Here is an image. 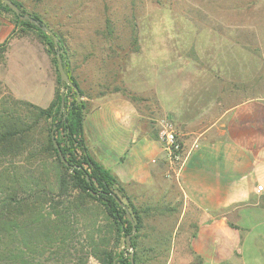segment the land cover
<instances>
[{
	"label": "crops",
	"instance_id": "obj_1",
	"mask_svg": "<svg viewBox=\"0 0 264 264\" xmlns=\"http://www.w3.org/2000/svg\"><path fill=\"white\" fill-rule=\"evenodd\" d=\"M73 17L67 14L66 20ZM5 40L0 95L47 107L58 85L45 46L0 12V44ZM68 46L67 68L88 101L83 137L89 154L124 184L150 190L167 182L164 152L149 116L120 90L102 91L97 80L83 88L73 73L75 66H100L87 58L93 57L90 53L73 58ZM120 55L126 87L139 96L152 90L162 117L172 123L183 145L185 160L176 181L184 199L182 213L191 208L190 222L196 224L190 239L195 261L190 264L257 257L258 245L264 246V98L232 99L207 70L189 61L150 64L127 47Z\"/></svg>",
	"mask_w": 264,
	"mask_h": 264
},
{
	"label": "rangeland",
	"instance_id": "obj_2",
	"mask_svg": "<svg viewBox=\"0 0 264 264\" xmlns=\"http://www.w3.org/2000/svg\"><path fill=\"white\" fill-rule=\"evenodd\" d=\"M16 1L62 34L65 44L70 43L68 47L73 58L80 59L85 52L93 55L87 58H95V66L99 68L78 65L73 70L83 88L93 87L97 80L105 92L116 87L128 89L120 69V48L123 46L124 50L127 47L135 57L140 55V60L144 57V62L150 64L189 61L207 70L220 83L219 89L224 94L229 93L232 99H248L257 94L264 98V0ZM0 12L14 21L10 12ZM67 14L74 17L66 20ZM106 17L112 19L115 26L116 38L109 41L110 45L102 34ZM17 26L19 30L32 31ZM136 45L138 50L134 51ZM52 67L54 69V65ZM154 96L149 90L141 96L146 100L136 104L149 116L150 126L158 132L164 118ZM164 178L167 182L160 181L150 190L132 183L125 186L130 200L123 197V203L131 202L147 212L137 238L138 264H190L195 261L190 247L191 235L196 231V224L190 222L194 213L191 208L182 213L184 199L177 181L165 175ZM181 215L182 223L179 224ZM72 247L77 249L78 245L74 243ZM257 248V257L245 255L244 261L228 264H264V246ZM73 253L71 251V255ZM48 256L46 253L40 259ZM88 262L98 264L92 257Z\"/></svg>",
	"mask_w": 264,
	"mask_h": 264
},
{
	"label": "trees",
	"instance_id": "obj_3",
	"mask_svg": "<svg viewBox=\"0 0 264 264\" xmlns=\"http://www.w3.org/2000/svg\"><path fill=\"white\" fill-rule=\"evenodd\" d=\"M11 1L21 13H29L18 1ZM0 11L10 12L16 25L35 33L51 58L58 85L47 107L10 95L0 98V264H89L90 257L98 264H131L125 250V236L132 228L126 211L135 225L131 244L138 264L137 238L147 212L131 202L125 204L126 210L118 204L117 198L130 200L125 189L130 183H122L88 152L83 137L88 101L67 68L63 37L29 13L55 33L56 47L49 35L20 20L1 0ZM114 29L112 19L106 17L102 34L107 43L116 38ZM7 43L0 44V58ZM57 48L65 72L81 93L79 101L75 91L60 80ZM133 48L138 50L137 45ZM120 49L124 51L123 46ZM121 91L133 103L143 100L129 89ZM52 133L69 166L61 161ZM74 243L77 249H71ZM46 253L49 256L40 259Z\"/></svg>",
	"mask_w": 264,
	"mask_h": 264
},
{
	"label": "water",
	"instance_id": "obj_4",
	"mask_svg": "<svg viewBox=\"0 0 264 264\" xmlns=\"http://www.w3.org/2000/svg\"><path fill=\"white\" fill-rule=\"evenodd\" d=\"M1 2H3L5 5H7L11 11L20 19V20H27L31 23H33L34 25H36L38 28H40L43 32H45L47 35H49L52 38L53 44L57 47L59 45V39L58 37L55 35V33L50 30L49 28H47L43 23H41L38 19H35L32 15H30L29 13H21V10L19 7H17L11 0H1ZM56 59H57V63H56V67H57V71L60 77V80L62 81V83L66 84L67 86L71 87L75 93H76V101H79L81 99V93L78 89V87L76 85H74L71 80L69 79L67 73L65 72V69L63 67V61L61 58V50L57 48L56 50ZM52 141L54 146L57 148L58 153H59V157L61 159V161L66 165L69 166V163L66 161L65 157L62 155L59 146L55 140V137L52 133ZM118 204L126 210V206L125 204L119 199L117 198ZM126 216L127 219L131 221V232L129 234H127L125 236V250H127L129 252V256H130V263L131 264H135L134 263V257H133V247L131 244V236L134 234L135 232V225L132 219L131 214L126 211Z\"/></svg>",
	"mask_w": 264,
	"mask_h": 264
},
{
	"label": "built area",
	"instance_id": "obj_5",
	"mask_svg": "<svg viewBox=\"0 0 264 264\" xmlns=\"http://www.w3.org/2000/svg\"><path fill=\"white\" fill-rule=\"evenodd\" d=\"M161 128L158 131V139L164 152L166 168L164 175L168 179H178L183 162L185 160L183 145L179 140L170 121L162 119ZM261 189V186L257 187Z\"/></svg>",
	"mask_w": 264,
	"mask_h": 264
}]
</instances>
